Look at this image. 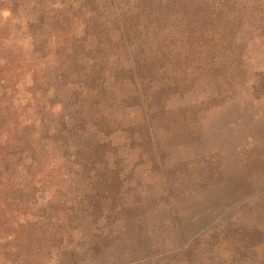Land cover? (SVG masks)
<instances>
[{"label":"rangeland","instance_id":"rangeland-1","mask_svg":"<svg viewBox=\"0 0 264 264\" xmlns=\"http://www.w3.org/2000/svg\"><path fill=\"white\" fill-rule=\"evenodd\" d=\"M198 1L197 10L177 5L141 18L140 28H156L137 43L149 55L172 35L183 48L145 73L154 87L142 107L118 85L115 101L93 88L83 98V67L63 56L65 44L82 62L99 56L90 49L94 24L117 34L125 9L108 0H0V264H198L188 247L203 249L225 220L245 233L201 263L264 264V0ZM186 63L201 67L192 85ZM162 77L177 87L157 94ZM144 118L155 138L140 130ZM77 119L100 129L120 166L76 162L75 143L58 131Z\"/></svg>","mask_w":264,"mask_h":264},{"label":"trees","instance_id":"trees-1","mask_svg":"<svg viewBox=\"0 0 264 264\" xmlns=\"http://www.w3.org/2000/svg\"><path fill=\"white\" fill-rule=\"evenodd\" d=\"M111 6L114 8L119 7L120 10L125 9L124 14L126 16L120 18H115L116 31L117 34L114 33V30L109 26L106 21H98L96 19V10L97 7L92 8L90 17L88 18V24H90V30L93 23V20H97L100 22L99 25L94 24L93 32L95 47L92 46L90 49L97 52L99 56H94L90 60L86 59L84 62L80 61L83 58L80 54L73 50V52H69L67 50V45L63 46L65 59L70 60L71 63L83 67V70L80 71L83 77L85 78L84 83L87 85H80V89L82 88V92L84 93L83 98L86 97L87 93L91 91L93 88V92L98 96L99 99H103V101H115V95L112 90L113 86L118 85L121 87V93L127 94L129 96L126 100L131 101V104H138L143 107L144 101H147L145 97L146 90L148 88L154 87L151 82L146 80V72L150 71L152 66L158 57H164L169 55H174L178 59H180L182 55V45L177 44V40L181 42L182 39L176 38L174 35L169 37V41L163 44V49H160L159 52H154L149 55L144 47H139L137 43H140L141 37L143 35H149V29L155 30L154 26H149L143 30L139 27V23L142 17L155 18L158 12H162L167 9H172L177 5H181L183 7H189L194 10L200 8V1L198 0H126L127 7L120 6V0H108ZM92 3L96 4V0H92ZM144 33L146 34H143ZM183 33L181 34V36ZM73 39V38H72ZM88 38H84V41H87ZM93 43V42H92ZM117 48L119 51L115 54H110L111 49ZM194 51V48L192 49ZM115 55L113 58H111ZM112 60V61H111ZM190 69L189 74L187 71V66H183L184 77H190L189 85L195 83L198 79V72L201 67L198 64L194 66L186 63ZM115 71L114 80H110L109 76L112 71ZM167 71L161 72V75H165ZM175 83L170 86V83H167L162 77L158 84L156 85L155 91L157 94H163L170 87H177V79L174 81ZM168 84V88L166 86ZM139 84L143 85L144 95L138 93ZM87 87L88 89L84 88ZM120 92V91H119ZM143 97H145L143 99ZM81 105V104H80ZM79 108L81 109V106ZM76 107L74 109V116H77L80 109ZM163 110V109H161ZM159 111L154 112L149 116V118L159 115ZM104 114L101 113L99 116L100 122L98 123L100 127L104 124L105 118ZM143 126H140V130L144 129L145 135L147 138L151 139V136L155 138L156 132L153 127L150 126V119L144 118ZM80 120H75L74 123L70 125V127L61 128L58 133L63 134V139L69 143H75V153H76V162L78 164L88 167H96V166H105V167H118L120 166V160L118 157H113L112 159L107 157L105 147L108 145L102 138H99V128L90 129L86 127L84 120H81L82 124L79 123ZM79 123V125H78ZM149 128H152L150 130ZM154 131V132H153ZM153 154V152H152ZM220 173V172H219ZM218 175V173H217ZM236 232L245 233L244 227L240 224H235L233 221L225 220L220 224V226L215 229L209 236H206V241L204 242V248H197V244L189 246L187 249V254L190 256V259L195 258L201 263L202 255L210 253V260L216 259L214 256L215 250L218 246L221 245L220 242H224V240L228 243L232 242V238H236L233 234ZM253 231L248 234V237H252ZM223 237V240H221ZM244 239V237L240 238ZM194 242H196L194 240ZM197 243V242H196ZM202 249V250H201ZM220 261V260H219Z\"/></svg>","mask_w":264,"mask_h":264}]
</instances>
